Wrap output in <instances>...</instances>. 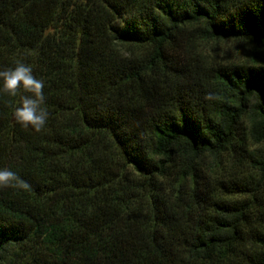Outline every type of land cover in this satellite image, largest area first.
<instances>
[{
    "label": "trees",
    "instance_id": "1",
    "mask_svg": "<svg viewBox=\"0 0 264 264\" xmlns=\"http://www.w3.org/2000/svg\"><path fill=\"white\" fill-rule=\"evenodd\" d=\"M17 61L49 118L0 93V264H264V0H0Z\"/></svg>",
    "mask_w": 264,
    "mask_h": 264
},
{
    "label": "clouds",
    "instance_id": "2",
    "mask_svg": "<svg viewBox=\"0 0 264 264\" xmlns=\"http://www.w3.org/2000/svg\"><path fill=\"white\" fill-rule=\"evenodd\" d=\"M0 81L3 82L0 93L16 97L21 90L30 95L21 96V106L15 109V120L24 128L31 126L37 133L41 132L49 118L45 105L44 81L37 79L30 65L17 61L14 68L0 70ZM213 99L212 94L205 97ZM31 186L15 172L0 169V189L12 188L28 190Z\"/></svg>",
    "mask_w": 264,
    "mask_h": 264
},
{
    "label": "rangeland",
    "instance_id": "3",
    "mask_svg": "<svg viewBox=\"0 0 264 264\" xmlns=\"http://www.w3.org/2000/svg\"><path fill=\"white\" fill-rule=\"evenodd\" d=\"M248 46L241 41L221 42L218 45V53L220 57L233 61H245L248 58Z\"/></svg>",
    "mask_w": 264,
    "mask_h": 264
}]
</instances>
